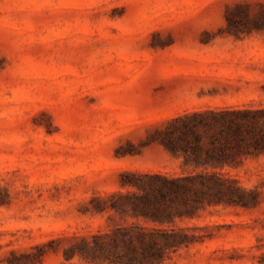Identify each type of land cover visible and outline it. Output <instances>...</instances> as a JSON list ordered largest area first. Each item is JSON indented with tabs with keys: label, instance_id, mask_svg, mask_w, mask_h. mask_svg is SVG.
<instances>
[{
	"label": "rangeland",
	"instance_id": "obj_1",
	"mask_svg": "<svg viewBox=\"0 0 264 264\" xmlns=\"http://www.w3.org/2000/svg\"><path fill=\"white\" fill-rule=\"evenodd\" d=\"M0 56V264H63L54 239L137 221L87 210L122 171L180 170L151 127L264 106V0H0ZM238 173L259 205L178 220L213 235L165 264H264V154Z\"/></svg>",
	"mask_w": 264,
	"mask_h": 264
},
{
	"label": "trees",
	"instance_id": "obj_2",
	"mask_svg": "<svg viewBox=\"0 0 264 264\" xmlns=\"http://www.w3.org/2000/svg\"><path fill=\"white\" fill-rule=\"evenodd\" d=\"M4 66L0 56V71ZM144 143L162 145L180 170L122 171L121 188L95 193L87 210L137 221L54 239L66 242L63 264H165L180 248L213 235L209 224L180 225L178 220L212 206L259 205L257 185L247 187L238 170L249 158L264 154V106L185 110L151 127ZM9 201V190L0 185V206Z\"/></svg>",
	"mask_w": 264,
	"mask_h": 264
}]
</instances>
